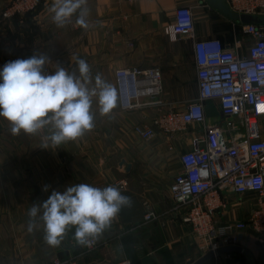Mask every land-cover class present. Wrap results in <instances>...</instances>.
Masks as SVG:
<instances>
[{"label": "crops", "instance_id": "crops-1", "mask_svg": "<svg viewBox=\"0 0 264 264\" xmlns=\"http://www.w3.org/2000/svg\"><path fill=\"white\" fill-rule=\"evenodd\" d=\"M7 2L0 0V12ZM52 3L38 0L32 11L0 22V65L42 53L49 70L60 64L79 75L76 61L83 58L91 69L89 88L99 74L115 91V70L156 65L162 73L163 112L181 111L198 95L194 40H169L166 33L177 7L192 8L195 39L218 37L229 43L233 31L239 30L206 0H86L87 27L76 23L75 14L57 26L51 19ZM92 99L93 128L59 146L46 144L47 128L14 135L10 123L0 117V264H48L55 258L75 264H112L124 258L131 264H190L204 255L183 222L184 209L175 207L169 186L181 171L180 153L191 148L198 126L169 134L154 127L156 134L147 141L134 126L149 123L157 108L123 110L117 106L116 91L115 106L102 114L96 97ZM202 104L207 120L223 119L216 100ZM80 182L113 184L131 202L95 237L92 250L76 243L74 226L59 246L48 245L42 222L29 230V208L52 189ZM223 199L225 204L213 216L218 228L248 219L260 205L254 191L226 193ZM147 209L157 213L155 220L144 221ZM234 233L241 250L217 253L204 264H264V237L249 228Z\"/></svg>", "mask_w": 264, "mask_h": 264}, {"label": "built area", "instance_id": "built-area-1", "mask_svg": "<svg viewBox=\"0 0 264 264\" xmlns=\"http://www.w3.org/2000/svg\"><path fill=\"white\" fill-rule=\"evenodd\" d=\"M239 14L264 15V0H225ZM38 0H8L0 12V22L32 11ZM206 5V4H205ZM238 25L232 40L218 37L194 38L193 11L177 7L173 21L167 24L169 40L186 36L194 40L197 72V97L181 111L163 112L162 73L156 65L124 66L115 70L117 106L127 111L149 110L159 113L151 121H141L134 131L144 140H152L155 128L164 133L185 131L197 125L189 150L180 153L181 171L174 175L170 193L175 207L184 209L183 222L189 225L199 250L213 251L236 245L235 229L249 228L264 237V23ZM214 99L222 120H207L204 100ZM171 146H169L170 148ZM121 181L118 183L120 184ZM256 192L260 205L250 217L235 224H214V214L225 204L226 193ZM146 222L157 213L147 209ZM97 244L92 239L87 250ZM48 264H75L72 259L55 258ZM112 264H131L124 258Z\"/></svg>", "mask_w": 264, "mask_h": 264}, {"label": "clouds", "instance_id": "clouds-1", "mask_svg": "<svg viewBox=\"0 0 264 264\" xmlns=\"http://www.w3.org/2000/svg\"><path fill=\"white\" fill-rule=\"evenodd\" d=\"M50 10L57 26H64L75 14L76 23L87 27L86 0H53ZM47 63L48 57L41 53L0 65V117L10 123L14 135L21 131L36 134L47 128L46 144L59 146L93 128V97L99 111L106 114L116 104V91L99 74L89 88L91 69L83 58L76 61L79 75L60 64L49 70ZM130 202L113 184L71 183L63 190L52 189L46 199L29 208V230L42 222L46 243L59 246L74 226L76 243L89 245Z\"/></svg>", "mask_w": 264, "mask_h": 264}, {"label": "water", "instance_id": "water-1", "mask_svg": "<svg viewBox=\"0 0 264 264\" xmlns=\"http://www.w3.org/2000/svg\"><path fill=\"white\" fill-rule=\"evenodd\" d=\"M208 5L211 8L217 9L220 13H222L224 16H226L230 21H236L241 24H247V23H260V19L257 16L251 15V14H239L234 12L233 10L229 9L227 7L225 0H206ZM123 161H121L122 165ZM129 164H126L125 167L126 169L129 167ZM241 247L239 245H228V246H223L220 249H218L217 253L221 252H233V251H239ZM214 258V252L213 251H208L205 252L204 255L200 256L198 259L194 260L190 264H204L206 261Z\"/></svg>", "mask_w": 264, "mask_h": 264}, {"label": "trees", "instance_id": "trees-1", "mask_svg": "<svg viewBox=\"0 0 264 264\" xmlns=\"http://www.w3.org/2000/svg\"><path fill=\"white\" fill-rule=\"evenodd\" d=\"M259 19H260V23H264V18H259ZM236 25L238 27L239 24H236Z\"/></svg>", "mask_w": 264, "mask_h": 264}, {"label": "rangeland", "instance_id": "rangeland-1", "mask_svg": "<svg viewBox=\"0 0 264 264\" xmlns=\"http://www.w3.org/2000/svg\"><path fill=\"white\" fill-rule=\"evenodd\" d=\"M227 18V17H226ZM261 18H264V15L263 16H261ZM228 19V18H227Z\"/></svg>", "mask_w": 264, "mask_h": 264}]
</instances>
